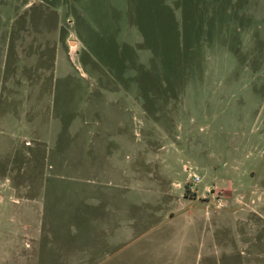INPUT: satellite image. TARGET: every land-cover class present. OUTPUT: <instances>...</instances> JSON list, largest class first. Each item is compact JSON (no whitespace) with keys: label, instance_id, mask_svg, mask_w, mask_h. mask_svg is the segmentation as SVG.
I'll return each instance as SVG.
<instances>
[{"label":"rangeland","instance_id":"obj_1","mask_svg":"<svg viewBox=\"0 0 264 264\" xmlns=\"http://www.w3.org/2000/svg\"><path fill=\"white\" fill-rule=\"evenodd\" d=\"M32 252L264 264V0H0V264Z\"/></svg>","mask_w":264,"mask_h":264},{"label":"crops","instance_id":"obj_2","mask_svg":"<svg viewBox=\"0 0 264 264\" xmlns=\"http://www.w3.org/2000/svg\"><path fill=\"white\" fill-rule=\"evenodd\" d=\"M40 245V243H39ZM67 247L66 245H53V247L57 248V247ZM34 247H38V246H34ZM55 252V251H54ZM36 253L37 252H32V254L29 255V258L32 257L34 255L33 259H26V260H30L28 264H82L84 263V260H86L84 257L82 256H70V257H60V256H56L54 261H50L49 257H40V259L36 258ZM41 258H45V259H41ZM38 260V261H37ZM24 264V263H23ZM91 264V263H90Z\"/></svg>","mask_w":264,"mask_h":264},{"label":"built area","instance_id":"obj_3","mask_svg":"<svg viewBox=\"0 0 264 264\" xmlns=\"http://www.w3.org/2000/svg\"><path fill=\"white\" fill-rule=\"evenodd\" d=\"M195 178H197V176L195 175Z\"/></svg>","mask_w":264,"mask_h":264}]
</instances>
